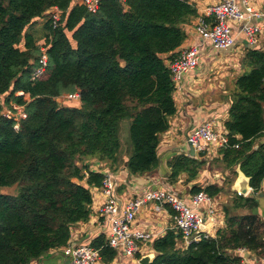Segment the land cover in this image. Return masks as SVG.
I'll return each instance as SVG.
<instances>
[{
  "label": "trees",
  "instance_id": "16d2710c",
  "mask_svg": "<svg viewBox=\"0 0 264 264\" xmlns=\"http://www.w3.org/2000/svg\"><path fill=\"white\" fill-rule=\"evenodd\" d=\"M73 1L0 0V264H30L65 248L73 227L89 220L91 189L103 178L90 160L120 164V124L128 120V173H152L176 113L168 64L198 18L192 0H99L95 13ZM41 48L47 65L34 78ZM241 66L224 122L228 145L213 161L233 175L239 167L256 194L264 181V51L247 49ZM72 94L78 99H64ZM204 165L174 155L168 180L194 181ZM201 191L215 197L221 189L191 190ZM256 207L255 197L233 194L215 237L184 248L181 234L168 230L151 241L150 264H241L240 250L264 257V222L242 214ZM88 245L104 263L117 255L103 236Z\"/></svg>",
  "mask_w": 264,
  "mask_h": 264
},
{
  "label": "crops",
  "instance_id": "0c3cea01",
  "mask_svg": "<svg viewBox=\"0 0 264 264\" xmlns=\"http://www.w3.org/2000/svg\"><path fill=\"white\" fill-rule=\"evenodd\" d=\"M216 1L218 0H192L197 17L201 15L207 5ZM242 1L235 0V3L247 17ZM248 4L257 14H264V0H248ZM196 20L197 18L186 28L187 39L180 49L196 46L200 59L199 66L183 78L180 88L173 93L176 113L170 118L169 129L161 136L157 149L158 167L150 174L140 177L132 176L126 167L128 159L126 153L121 154L120 164L117 167L110 168L96 159L90 160V166L93 172L111 174L116 184L115 195L121 206L126 199H135L147 191L156 189L177 194L186 204L190 205V199L195 194L191 192L194 186L199 188L217 186L221 192L215 197H211L217 217L213 222H208L205 225V230L215 237L216 232L224 226L223 206L230 203L233 194L238 195L239 169L234 167L235 175H233L231 171L224 170L218 163L213 164V160L219 157L215 149L194 153V156L191 157L187 136L193 129L206 123H211L213 129L225 133L224 122L228 118V111L232 103L234 82L243 73L241 63L245 51L247 49L264 51V17L251 18L240 23H229L234 45L228 50L215 49L209 42L202 41L194 30ZM245 24L260 27L255 45H250L241 32V27ZM178 154L189 158L198 157L205 161V165L194 181L188 182L187 175L181 174L175 183L169 182L167 164L174 155ZM91 195L92 213L90 218L87 222L79 223L73 227L68 244H88L99 236L104 238L107 236L108 223L106 218L99 214V209L104 204V197L98 188H92ZM243 197H255L257 207L251 211H244L242 214H256L264 222V181L259 193L254 194L248 185L247 194ZM196 212L206 217L205 207L196 208ZM133 229L152 234L151 240L142 247L140 257L148 254L155 256L151 248V241L163 237L168 230H174L173 214L168 207H165L163 212L156 213L153 211V206L148 204L137 211ZM63 249L50 251L43 258L30 264H69ZM234 254L241 257V264H258L261 260L248 251L240 250ZM126 258L131 259L117 254L114 260L108 264H125L123 259ZM98 264L107 263L99 260Z\"/></svg>",
  "mask_w": 264,
  "mask_h": 264
},
{
  "label": "built area",
  "instance_id": "2783aa9c",
  "mask_svg": "<svg viewBox=\"0 0 264 264\" xmlns=\"http://www.w3.org/2000/svg\"><path fill=\"white\" fill-rule=\"evenodd\" d=\"M73 2L76 5L84 6L90 13H95L99 4V0H74ZM242 2L247 17L238 8L235 0H218L207 5L202 10L201 15L198 16L194 26L197 36L202 41L209 42L215 49H230L234 45V38L229 23H240L251 18L264 17V14H257L254 11L248 4V0ZM51 14L52 26L55 27L59 20V11L53 8ZM241 32L250 45H255L260 27L245 24L241 27ZM40 50L39 66L34 73V78L40 77L47 65L46 48ZM199 62L196 46H188L179 50L178 56L168 64L175 91L180 88L183 78L197 69ZM64 99L77 100L78 94L66 95ZM13 109L18 113L21 111V107L13 106ZM17 114H12L7 109L3 110V115L8 118L17 117ZM187 142L192 146L195 153H203L210 149L218 150L228 145L225 133L213 129L211 123L202 124L193 129L187 136ZM102 175L103 178L98 189L104 197V204L99 209V214L106 218L109 226L106 236L107 245L117 254L140 258L141 249L145 243L151 240L152 234L134 230L133 226L137 211L148 204L153 206V211L156 213L163 212L165 207L174 212V229L181 234L184 248L203 239L212 238L205 230V225L215 220L217 212L211 197L207 193H195L190 199V205H188L174 193L156 189L147 191L135 199H126L121 206L115 195L116 184L111 174ZM200 206L206 208V217L196 212V208ZM202 226H204L203 229ZM63 253L68 258L69 264H97L100 260L99 251L88 244H67ZM258 264H264V257Z\"/></svg>",
  "mask_w": 264,
  "mask_h": 264
},
{
  "label": "rangeland",
  "instance_id": "374dc122",
  "mask_svg": "<svg viewBox=\"0 0 264 264\" xmlns=\"http://www.w3.org/2000/svg\"><path fill=\"white\" fill-rule=\"evenodd\" d=\"M40 23H41V21H40ZM39 29H41L39 26L35 27V30H39ZM62 100H64L63 97H61L60 102ZM21 110H22V108H21ZM128 128H129V121L128 120H125L120 124L119 140H120L121 150H122V153H126L127 158L129 157L130 152H131L130 151L131 150V142L129 139ZM214 163H216V162H214ZM7 192L8 193H14V189H8ZM178 197H180V196H178ZM144 248H146V247H144ZM129 258H131V257H129ZM123 263H125V264H137V259L136 258H131V259L126 258V259H123Z\"/></svg>",
  "mask_w": 264,
  "mask_h": 264
},
{
  "label": "water",
  "instance_id": "95a60500",
  "mask_svg": "<svg viewBox=\"0 0 264 264\" xmlns=\"http://www.w3.org/2000/svg\"><path fill=\"white\" fill-rule=\"evenodd\" d=\"M61 99H57V102H60ZM194 149L192 148V146L189 147V154L191 157L194 156ZM239 169V167H237ZM239 178H240V182L238 183V195L239 196H243L247 194L248 191V185H249V179L240 171L239 169ZM250 187V186H249ZM204 228V226H202V229ZM154 258L153 254H148L145 256L140 257L137 260L138 264H150L152 259Z\"/></svg>",
  "mask_w": 264,
  "mask_h": 264
}]
</instances>
